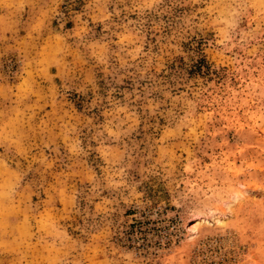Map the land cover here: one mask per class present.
<instances>
[{"label":"rangeland","instance_id":"obj_1","mask_svg":"<svg viewBox=\"0 0 264 264\" xmlns=\"http://www.w3.org/2000/svg\"><path fill=\"white\" fill-rule=\"evenodd\" d=\"M0 264H264V0H0Z\"/></svg>","mask_w":264,"mask_h":264}]
</instances>
